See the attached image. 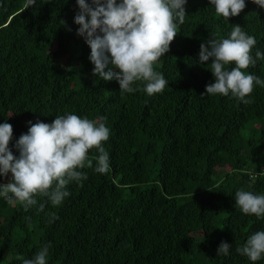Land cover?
<instances>
[{"label": "trees", "instance_id": "obj_1", "mask_svg": "<svg viewBox=\"0 0 264 264\" xmlns=\"http://www.w3.org/2000/svg\"><path fill=\"white\" fill-rule=\"evenodd\" d=\"M185 8L170 51L153 65L169 83L149 96L142 84L121 93L118 81L92 74L90 47L76 34V0L28 8L26 0H0V123L13 126L10 147L29 121L68 112L110 129L108 171H94L90 149L92 166L78 169L87 180L69 184L61 205L37 195L40 212L0 198V264H22L45 244L48 264H251L236 248L264 218L241 213L234 193H264V87L254 86L248 104L201 95L214 77L199 52L235 24L255 36L253 56L264 51V9L246 0L228 22L209 0ZM245 71L264 79V61ZM222 241L232 246L228 256L217 254Z\"/></svg>", "mask_w": 264, "mask_h": 264}, {"label": "clouds", "instance_id": "obj_2", "mask_svg": "<svg viewBox=\"0 0 264 264\" xmlns=\"http://www.w3.org/2000/svg\"><path fill=\"white\" fill-rule=\"evenodd\" d=\"M264 9V0H251ZM37 0H26V7ZM79 11L74 23L76 34L90 47L92 74L105 82L116 80L121 93H133L141 88L149 96L162 92L169 82L154 70L153 65L170 51L177 28L186 19L188 0H76ZM215 13L229 22L246 8V0H209ZM212 38L200 44L199 62L211 61L207 67L214 82L205 86L201 95H221L248 104L254 86L264 87V79L245 71L264 61V51L252 49L255 36L238 24L226 37ZM103 118H101L102 120ZM110 136L105 123L68 112L56 115L51 123L28 122V131L13 140V126L0 123V177L11 178L0 183V198L7 204L20 203L25 210L37 208L43 212L45 203L38 204L37 195L46 198L53 207L70 195L68 185L83 186L87 173L83 169L90 149H96V173L109 169V153L103 146ZM250 175V181L256 176ZM251 185H249L250 187ZM235 208L245 215L264 218V193H254L241 187L234 193ZM38 205V207H37ZM231 245L222 241L217 254L228 256ZM236 252L251 264L264 259V228L250 234ZM49 246H41L22 264H48Z\"/></svg>", "mask_w": 264, "mask_h": 264}, {"label": "rangeland", "instance_id": "obj_3", "mask_svg": "<svg viewBox=\"0 0 264 264\" xmlns=\"http://www.w3.org/2000/svg\"><path fill=\"white\" fill-rule=\"evenodd\" d=\"M10 176V175H9ZM8 182V178H4L2 183H7Z\"/></svg>", "mask_w": 264, "mask_h": 264}, {"label": "built area", "instance_id": "obj_4", "mask_svg": "<svg viewBox=\"0 0 264 264\" xmlns=\"http://www.w3.org/2000/svg\"><path fill=\"white\" fill-rule=\"evenodd\" d=\"M11 178V175L8 177V179H10Z\"/></svg>", "mask_w": 264, "mask_h": 264}]
</instances>
